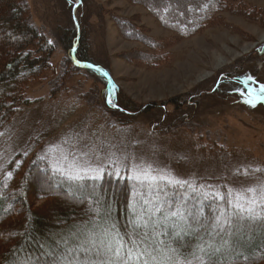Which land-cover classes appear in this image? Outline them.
Wrapping results in <instances>:
<instances>
[{
    "label": "rangeland",
    "instance_id": "1",
    "mask_svg": "<svg viewBox=\"0 0 264 264\" xmlns=\"http://www.w3.org/2000/svg\"><path fill=\"white\" fill-rule=\"evenodd\" d=\"M26 1L31 20L55 45L56 66L28 87L25 109L11 126L10 153L30 140L32 151L49 149L55 165L74 174L60 159L61 151L88 153L91 166L103 169L114 153L116 171L130 152L131 175L134 164H150L152 171L132 185L129 207L143 199L158 203L157 189L164 183L190 187L202 181L217 191L224 187L229 200L264 183L258 172L264 162V26L223 12V24L184 38L129 0ZM244 1L264 7V0ZM113 15L144 26L147 36L162 41L163 60L149 67L123 59L131 49L151 50L123 38ZM79 19L94 62L88 65L102 78L68 68L61 81L63 46L56 34L72 22L79 30ZM114 99L134 111L119 116ZM129 211L135 222L132 207ZM156 213L150 203L141 216Z\"/></svg>",
    "mask_w": 264,
    "mask_h": 264
},
{
    "label": "trees",
    "instance_id": "2",
    "mask_svg": "<svg viewBox=\"0 0 264 264\" xmlns=\"http://www.w3.org/2000/svg\"><path fill=\"white\" fill-rule=\"evenodd\" d=\"M129 1L144 7L161 26L184 38L210 26L223 24V12L264 26V7L244 0ZM112 18L123 38L138 40L151 50L142 53L131 49L123 52V59L149 67L163 60L165 55L159 52L164 43L147 36L144 26L123 17L113 15ZM78 25L79 30L72 22L70 27L56 34L63 46L61 63L65 68L61 67L58 74L61 81H64L68 68L86 70L102 78L99 71L88 65L94 62L87 55L84 20L79 19ZM229 27L235 31L238 29ZM49 42L31 20L26 0H0V264H15L29 253L33 258L39 257L36 264H62L60 254L64 246L59 243L60 238L67 237L76 229L94 230V225L101 223L100 218L90 211L95 207L110 210L111 222L126 239L133 231L134 221L130 216L129 203L132 185L138 184L139 180L129 178L132 176L130 152L117 170L119 176L115 174V164L108 163L99 173L102 178L96 180L84 173L81 174L84 175L82 180L68 179L70 174L57 170L59 167L55 165L49 149L39 146L32 151L30 140L10 153L11 126L25 109L28 87L40 81L56 66L53 62L55 45ZM73 43H77L74 56ZM117 102L114 99L112 104L116 110L122 111H117L119 116L130 114L124 110L134 111L130 106ZM122 126L119 124L118 128ZM99 146L101 151L105 150L103 143ZM258 167L260 176L264 177V162ZM9 172L12 173L11 177L8 176ZM218 189L202 181L190 187L164 183L158 187L156 196L163 215L157 212L145 216L142 222L145 227H138V233L142 235L146 232L151 236L153 225H156L157 238L167 245L172 243V234L183 229L188 233L186 240L195 243L193 229L213 221L221 212L232 211L226 202L232 197L231 193L224 187ZM34 200L42 202L35 206ZM172 212H179V215L172 216ZM147 217H150V221ZM235 240L238 243L229 255L235 256L241 252L246 259L237 257L235 261L229 259L226 264H264V225H246ZM42 244L46 245L44 250L40 247ZM44 251L50 254L44 255Z\"/></svg>",
    "mask_w": 264,
    "mask_h": 264
},
{
    "label": "snow or ice",
    "instance_id": "3",
    "mask_svg": "<svg viewBox=\"0 0 264 264\" xmlns=\"http://www.w3.org/2000/svg\"><path fill=\"white\" fill-rule=\"evenodd\" d=\"M87 157L88 153L60 152V159L67 162L68 168L74 173L68 175V179L82 180L84 175L93 180L102 178L99 173L103 171V166L92 167ZM118 161L119 158L115 157L114 153L109 157L110 163L115 164ZM57 170L65 171L63 168ZM132 171L133 175L129 178L143 182L149 178L152 165L134 164ZM81 172L84 175H81ZM92 173L96 175H91ZM115 174L120 175L119 171ZM11 175L12 173L9 172L8 176L11 177ZM177 183L181 182L177 181ZM226 202L231 207V212H221L213 221L201 224L200 228L192 230L196 236L195 243L187 241L188 233L181 229L172 234V243L167 245L163 240L157 239L159 233L156 232V225H153L151 236L147 233L141 235L137 230L138 227H145V224L141 222L144 219L141 213L145 211L148 204H153V212H161L163 215L159 203L143 199L142 203L130 205L133 216L138 219L134 222L133 231L128 234L127 239L111 222V212L108 208H91L90 211L101 220L100 224L94 225V229L99 231L76 229L67 237H61L59 243L64 246V251L60 254V259L62 264H226L229 259L233 261L237 257L246 259L241 252H237L235 256L229 254L238 243L235 237L246 225H264V183L257 187H248L243 193L237 194L233 200ZM97 203L99 204L98 201ZM171 215L177 216L179 212H172ZM147 219L150 221V217ZM40 247L44 250L46 245L42 244ZM43 254L49 255L50 252L44 251ZM38 259L39 257L33 258L29 253L15 264H36Z\"/></svg>",
    "mask_w": 264,
    "mask_h": 264
},
{
    "label": "water",
    "instance_id": "4",
    "mask_svg": "<svg viewBox=\"0 0 264 264\" xmlns=\"http://www.w3.org/2000/svg\"><path fill=\"white\" fill-rule=\"evenodd\" d=\"M93 67V66H92ZM108 77V76H107Z\"/></svg>",
    "mask_w": 264,
    "mask_h": 264
}]
</instances>
